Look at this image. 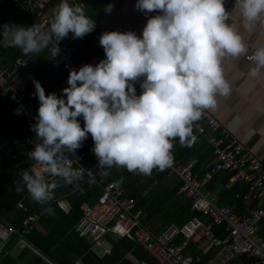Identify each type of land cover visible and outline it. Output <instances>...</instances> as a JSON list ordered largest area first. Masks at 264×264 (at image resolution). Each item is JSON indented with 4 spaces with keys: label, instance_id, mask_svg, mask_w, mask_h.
<instances>
[{
    "label": "clouds",
    "instance_id": "obj_1",
    "mask_svg": "<svg viewBox=\"0 0 264 264\" xmlns=\"http://www.w3.org/2000/svg\"><path fill=\"white\" fill-rule=\"evenodd\" d=\"M235 5L245 29L264 21V0H236ZM85 7L61 0L47 30L5 24L0 36L24 55H38L69 32L82 38L94 30ZM136 7L161 14L148 19L142 37L133 31L104 32L100 44L106 59L70 71L69 86L63 89L66 100L46 95L34 81L40 106L33 131L39 143L28 156L44 173L59 178L48 180L35 166L21 172L29 196L41 205L54 199L61 180L79 187L85 169L73 168L79 158L70 160L66 153L75 156L88 133L98 168L150 175L155 168L171 166L173 141L179 138L181 145L191 146L194 123L217 107L218 97L231 94L223 62L246 55L248 45L230 23L224 0H137ZM251 59L255 67L250 75L258 77L264 72V47ZM142 76L143 91L137 96L132 82ZM81 115L84 127L77 119ZM23 190L17 185V191Z\"/></svg>",
    "mask_w": 264,
    "mask_h": 264
},
{
    "label": "built area",
    "instance_id": "obj_2",
    "mask_svg": "<svg viewBox=\"0 0 264 264\" xmlns=\"http://www.w3.org/2000/svg\"><path fill=\"white\" fill-rule=\"evenodd\" d=\"M51 0H25L20 8L30 19L27 28L38 25L47 30L50 26L48 5ZM233 8L236 0H227ZM95 28L101 35L104 32L116 31L100 21H94ZM248 45V53L242 57L246 62L254 63L251 59L255 50ZM58 51H57V49ZM51 65L54 69L63 70L66 75L64 85H68L70 71H78L82 66H95L102 55H94L88 61H80L75 57V47L66 39L58 43H50L46 48ZM18 66H25L26 61L15 60ZM20 72L9 69L0 62V94L8 96L15 107V115L28 117L29 121L37 123L38 108L26 93L24 84L19 81ZM143 78L140 77V79ZM193 132L203 136L212 150V162L205 173L200 176L196 170L198 159L188 161L176 160L165 168L169 178L181 181L178 194L192 202L193 208L200 216L193 217L183 226L169 224L159 234L152 233L144 224L145 214L137 207L135 200L126 198L124 189L116 182L104 183L99 179L95 167H85V155L76 152L66 153L73 161V168L85 169L87 186L99 187L102 194L93 206H81L82 217L76 225L80 236H86L96 244L101 245L107 252L113 246L107 236L113 234L119 238H128L144 250L150 257L137 259V264H264V237L260 231L264 224V161L248 148L241 139L232 133L227 125L215 118L209 110L193 125ZM162 170L155 168V172ZM219 173H230L224 187L229 189L235 183H243L246 192L235 193L234 205L219 206L216 198L207 189V183ZM239 205L242 210H238ZM69 211L65 204L57 203ZM23 209L22 204L17 205ZM40 217L27 215L22 226L25 229L34 226ZM222 226L224 235L219 236L213 227ZM210 248L215 254L202 259L201 253Z\"/></svg>",
    "mask_w": 264,
    "mask_h": 264
},
{
    "label": "trees",
    "instance_id": "obj_3",
    "mask_svg": "<svg viewBox=\"0 0 264 264\" xmlns=\"http://www.w3.org/2000/svg\"><path fill=\"white\" fill-rule=\"evenodd\" d=\"M4 1L12 2L11 0ZM4 8V6H0V31L5 24L28 27L29 17L15 3H13L11 11H6V9L4 11ZM100 37L101 34L98 31H92L79 41H75L74 44L78 46L75 50V57L80 61H88L94 55H102L103 59H106L105 51L100 44ZM3 40V37L0 36V44ZM67 40L69 41L70 38L68 37ZM70 44L73 45V42L70 41ZM19 57L26 61L25 66L16 64L15 60ZM0 62L9 69L17 68L20 72L19 81L24 83L27 95L34 100L37 106H40V102L38 95L35 94L34 81L36 80L41 83L46 95L55 93L58 98L66 99V95L63 93V89L69 86L63 84L66 73L61 69L52 67L46 49L38 55H24L19 48L0 47ZM144 79L145 77L138 78L132 82L137 96L143 91L141 83ZM14 110L15 107L9 101L8 96L0 94V219L3 222L5 220V224L9 228L16 230L42 251L49 253L53 260L59 264H133L124 256L120 246L132 252L137 259L147 258L151 260L144 250L128 238H119L114 244L112 243L113 249L110 254L106 253L104 256H100L92 249V242L79 236L76 225L82 217L81 206L83 204L93 206L102 194L99 187L90 188L87 186L85 175L82 180L77 182L79 187L74 184L63 186L61 180L55 189V191H64L67 195L66 201L70 206V211L67 214L56 207L53 199L45 205L31 199L21 180V172L30 169L36 163L29 158L28 153L33 150L36 143H39V140L33 131L35 123L29 121L28 117L14 115ZM77 119L81 127H84L83 116L81 115ZM193 134L196 136V140L191 146L181 145L179 138L175 139L172 152L176 160L188 161L197 158L196 170L202 176L212 160V150L203 136L194 132ZM12 139H17V141L12 146H7L6 142ZM93 148L94 141L91 134L88 133L87 138L82 142V146L76 152L85 155V167H95L94 171L99 173V179L103 180L106 185L110 182H116L118 186L124 189L126 198L135 200L137 207L142 209L145 214L144 224L152 233H161L169 224L183 226L193 217L200 216L193 208L192 202L178 194L181 181L167 177L166 170L155 172L153 169L150 175H142L115 166L98 168V158L92 151ZM8 158L12 160L9 161ZM102 169H107L110 174L107 179L102 177L100 173ZM229 175L230 173H219L207 183V189L215 195L216 203L219 206L234 205L236 203L235 193L246 192V187L240 182L226 189L224 185ZM52 179L57 178L51 177L48 180ZM17 185H20L24 190L17 191ZM154 185H163L165 189L153 191ZM18 204H22L23 209H18ZM46 208H50L51 211L45 212L44 209ZM238 210H242L240 205ZM30 214L40 216L39 224L47 228L45 235L39 232L35 226H30L28 229L23 228L22 221ZM213 230L219 236L224 235L222 226L213 227ZM260 235L264 237V224ZM73 236H76L77 240H74ZM11 247L10 244L0 252V262L4 257H7L14 264H19L8 254ZM67 252H70L71 256L67 255ZM195 252L201 253L202 259H207L215 254L212 248L206 253H203L199 248L195 249ZM78 259L82 262L76 263Z\"/></svg>",
    "mask_w": 264,
    "mask_h": 264
},
{
    "label": "crops",
    "instance_id": "obj_4",
    "mask_svg": "<svg viewBox=\"0 0 264 264\" xmlns=\"http://www.w3.org/2000/svg\"><path fill=\"white\" fill-rule=\"evenodd\" d=\"M11 1L12 2L0 0V6L5 7L4 11L5 9L6 11H11L13 9V3L21 9L20 5L25 0ZM60 2L61 0L50 1L48 5L50 18H52L53 10L60 4ZM69 2L71 4H84L86 6L85 14L92 20L100 21L116 31H133L139 37H142V32L148 19L152 16L161 14L159 10L153 12L141 11L136 7L137 0H69ZM224 4L226 10L230 12V23L241 32L244 42L249 43L254 50L259 47H264V21L257 22L252 30H247L243 27V18L240 14L239 8L231 7L227 0H224ZM68 37L70 38L69 41L67 40ZM65 39L68 42H73V46L76 50L78 46L74 43L81 38H75L74 34L69 32ZM0 45L2 48L8 47V43L5 40H3ZM1 61L3 60L1 59ZM223 66L226 79L231 84V94L227 97H218L217 107L214 110L209 111L215 118L225 123L232 133L237 135L250 150L257 153L264 161V72L258 77H252L250 71L255 67V64L246 62L242 56L237 58H225ZM16 141L17 139H12L11 141L6 142V145L12 146ZM8 160L11 161L12 159L8 158ZM33 166H35L38 171H41L47 179L51 178V176L43 172L42 166L35 163L30 168ZM100 173L105 179L110 176L107 169H102ZM57 180H59V178H57ZM63 186H66V184L63 183ZM163 188L165 189L163 185H154L153 191H161ZM213 196L215 197L214 194ZM66 197L67 195L64 191H55L53 202L55 205L56 202L68 205L66 207L69 208L70 211V206L66 201ZM59 209L65 214L69 212L66 211L63 206ZM39 220L34 226L39 232L45 235L47 228L42 227L41 224H39ZM82 237H85L88 241L92 242V249L98 255L104 256L106 253L110 254L112 252V250L111 252H107L104 247L94 243L88 237ZM73 238L74 240H77L76 236H73ZM107 238L113 244L119 240V237L113 234H109ZM120 249L124 252V256L127 259L133 264H137V257L132 252L126 250L123 246H120ZM66 254L71 256L70 252H67ZM49 256L51 257L50 254ZM77 262L81 263L82 261H79L78 259L76 260V263Z\"/></svg>",
    "mask_w": 264,
    "mask_h": 264
},
{
    "label": "water",
    "instance_id": "obj_5",
    "mask_svg": "<svg viewBox=\"0 0 264 264\" xmlns=\"http://www.w3.org/2000/svg\"><path fill=\"white\" fill-rule=\"evenodd\" d=\"M10 244L12 247L8 254L19 264H59L49 256V253H45L24 236H20L19 233L9 228L0 219V252ZM0 264L14 263L7 257H4Z\"/></svg>",
    "mask_w": 264,
    "mask_h": 264
}]
</instances>
